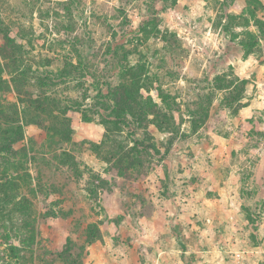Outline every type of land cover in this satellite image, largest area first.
<instances>
[{"label":"rangeland","instance_id":"1","mask_svg":"<svg viewBox=\"0 0 264 264\" xmlns=\"http://www.w3.org/2000/svg\"><path fill=\"white\" fill-rule=\"evenodd\" d=\"M17 92L67 123L0 159V264H264V0H0Z\"/></svg>","mask_w":264,"mask_h":264},{"label":"trees","instance_id":"2","mask_svg":"<svg viewBox=\"0 0 264 264\" xmlns=\"http://www.w3.org/2000/svg\"><path fill=\"white\" fill-rule=\"evenodd\" d=\"M135 101V99L130 97V102L128 105L129 108L126 110V114L136 118L139 116V114L135 112L137 110V105L135 104ZM3 103H5L7 108L10 109L11 114L10 116L6 117L2 110H0V121L3 122L6 127L4 133L6 135V141L4 143L0 141V159L3 156H7L9 159L8 162L13 168H17L18 166L20 167V161L16 160V157L18 156V151L15 148H17V146H19V143H21L23 140V138L21 139V136L23 135L22 131L24 125H37L42 130L47 131V133L49 134L47 135L48 139H58L61 134H58V128L55 129V131L52 130V125H54V123H56V121L58 120L59 122H62V124L67 123V114L65 115L66 111H63L66 109H61V107L57 105L58 103H56L55 100H53L50 96H47L45 93H39L38 95H22V93L17 92V102H3L0 98V109L4 110L3 107L5 106L3 105ZM139 112H143L142 109H139ZM43 114H49V119L46 118ZM148 114L154 113L148 112ZM46 124L49 125H47L46 127ZM65 128H67V126ZM50 134H53L52 137H50ZM60 150L50 149L48 151H45L44 155L50 156H44V158H39L38 156L33 155V157L29 158V161L31 160L32 162H36V158L38 157L37 162L43 160L48 167H55V164L53 165L50 160L52 159V157H54V160L61 159V155H65V153L63 152L60 154ZM26 154L27 157L29 155V152H27V150ZM39 172L41 173L40 169ZM26 177H28V179L29 177L30 179L32 178L29 172H27ZM3 180L7 181L6 178H4ZM7 183L11 185L13 182L9 181ZM5 195L7 196V194ZM23 201L26 200L23 199Z\"/></svg>","mask_w":264,"mask_h":264}]
</instances>
